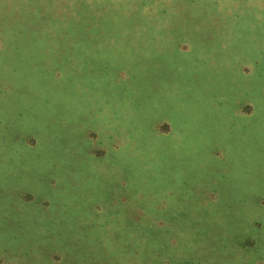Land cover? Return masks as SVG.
<instances>
[{"label":"rangeland","instance_id":"1","mask_svg":"<svg viewBox=\"0 0 264 264\" xmlns=\"http://www.w3.org/2000/svg\"><path fill=\"white\" fill-rule=\"evenodd\" d=\"M0 37V264H264V0H0Z\"/></svg>","mask_w":264,"mask_h":264},{"label":"trees","instance_id":"2","mask_svg":"<svg viewBox=\"0 0 264 264\" xmlns=\"http://www.w3.org/2000/svg\"><path fill=\"white\" fill-rule=\"evenodd\" d=\"M3 44H5V39L4 38H1L0 37V48H2V46H3ZM6 86H9V85H6ZM22 134V133H21ZM21 134H18L17 136H18V138H16L17 140H25V139H29L30 138V136H32V135H25V134H23V135H21ZM31 140H34V139H31ZM28 143L26 142V145H27ZM46 178H48V180H49V182H50V184H51V187H52V185L53 186H55L56 185V183H57V180H56V177L54 176L53 178H49V177H47L46 176ZM120 185H125V183H123L122 181H120ZM122 196H125V195H121L120 197H122ZM125 199V197L123 198V200ZM43 204H46V205H49V202H48V199H46V198H44L43 199ZM93 204V203H92ZM94 204H98V203H94ZM164 208H160L159 209V211H161V210H163ZM170 223H172V221L170 220V219H167ZM80 223H82V220L80 221ZM92 224H97V222H92ZM52 252H56V253H62V251H58V250H53V249H50L49 251H48V253H47V256L49 255V254H52ZM49 257V256H48Z\"/></svg>","mask_w":264,"mask_h":264}]
</instances>
